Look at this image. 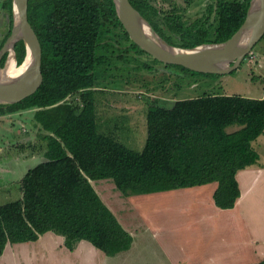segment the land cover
Masks as SVG:
<instances>
[{
  "label": "trees",
  "instance_id": "1",
  "mask_svg": "<svg viewBox=\"0 0 264 264\" xmlns=\"http://www.w3.org/2000/svg\"><path fill=\"white\" fill-rule=\"evenodd\" d=\"M130 1L168 42L191 48L232 37L251 0H213L208 14L192 22L164 11L155 0ZM4 7L12 19V0ZM28 14L43 50V81L32 95L0 105V116L33 111L46 140L45 160L23 176L21 199L0 204V257L8 244L35 242L47 232L64 236L70 249L86 240L109 256L130 250L132 233L104 202L94 180L111 179L125 196L217 182L215 205L235 207L241 196L238 172L260 160L254 142L264 134V98L205 95L171 107L154 103L147 111L145 146L133 150L113 131L101 132L97 115L99 67L108 60L101 51L112 45L106 37L121 30L130 42L126 52H145L130 38L114 0H29ZM7 26L0 49L13 21ZM15 50L22 63L25 42L18 41ZM233 125L238 128L228 131ZM250 264H264V259Z\"/></svg>",
  "mask_w": 264,
  "mask_h": 264
},
{
  "label": "rangeland",
  "instance_id": "2",
  "mask_svg": "<svg viewBox=\"0 0 264 264\" xmlns=\"http://www.w3.org/2000/svg\"><path fill=\"white\" fill-rule=\"evenodd\" d=\"M155 1L159 8L189 22L207 15L213 3ZM4 2L0 0V19L10 14ZM7 32L8 26L0 27V45ZM121 33L115 30L112 37L107 36L112 45L101 51L108 60L99 67L97 115L101 132L113 131L133 150L145 146L147 111L154 103L171 107L177 100L205 95L253 98L264 92V36L252 50L254 57L250 53L234 71L192 75L156 61L147 52L132 48L126 52L130 42ZM1 116L0 204H5L21 199L22 178L28 168L45 160L46 140L41 138L44 132L35 124L33 111ZM237 128L233 125L228 131ZM259 152L264 151L259 148ZM239 178L244 188L245 175ZM93 185L114 212L122 206L119 210L129 224L126 229L133 230L128 229L136 242L132 249L109 256L86 240L70 249L61 235L63 240L42 247L35 242L8 244L0 264H250L263 260L253 257L256 238L251 232L264 227V218L248 220L255 212L245 209V201L234 210H212L216 182L129 196L121 194L111 179L94 180Z\"/></svg>",
  "mask_w": 264,
  "mask_h": 264
},
{
  "label": "water",
  "instance_id": "3",
  "mask_svg": "<svg viewBox=\"0 0 264 264\" xmlns=\"http://www.w3.org/2000/svg\"><path fill=\"white\" fill-rule=\"evenodd\" d=\"M118 16L134 43L155 59L172 65H181L200 73L226 74L237 69L264 36V0H251L247 17L240 29L228 40L220 43H204L186 48L168 42L154 28L151 22L131 3L130 0H114ZM11 34L0 49V105H10L35 93L42 84V46L39 37L29 21V0H12ZM23 40L26 56L18 63L15 45ZM202 45H218L223 48L208 60H198L192 49ZM7 54L4 65L3 56ZM10 59L15 68L22 67L30 59L25 79L5 73ZM15 75V73L13 74Z\"/></svg>",
  "mask_w": 264,
  "mask_h": 264
},
{
  "label": "crops",
  "instance_id": "4",
  "mask_svg": "<svg viewBox=\"0 0 264 264\" xmlns=\"http://www.w3.org/2000/svg\"><path fill=\"white\" fill-rule=\"evenodd\" d=\"M0 20H1V22H0L1 28L7 26V24L9 23L8 16L4 15L3 17H1ZM3 23H5V25ZM252 56L254 57L253 53H252ZM251 60H253V59H251ZM253 98H256V99L264 98V92L261 94V96H256ZM0 117H3V116H0ZM0 122H1V120H0ZM254 145H255L254 146L255 149L258 151V153L260 155V160L258 161V164L247 167L246 169H243V170L238 172L237 178H238V181L240 184L241 196L239 197L238 201L236 202L235 207L228 209V210H234L243 201H245L247 204L245 206V209L249 210V212H255V215H250L248 217V220H250V221H253L255 219L261 220L262 218H264V199H263V196H264V152H259V148H261V151H264V134H262L254 142ZM1 149H2V147H1ZM241 174L243 176L245 175L246 185L244 188H243V185H242L241 180L239 178L241 176ZM215 189H216V187H215ZM215 189H214V191H215ZM214 191L211 194L212 197H213ZM102 199L111 208V206L109 205L107 200H105L103 197H102ZM121 207L122 206L118 205L117 212H114V213L117 215V217L119 218V220L121 221L123 226L126 228V227H128L127 225H129V224L127 223L126 216L123 213H121L119 210V209H121ZM216 207L217 206L215 205L214 200L212 199L211 209L217 210V208H219V207H217V208ZM219 209H221V208H219ZM254 227H256V226H254ZM128 229H130V228H127V230ZM131 231H133V230H131ZM131 231H129V232L131 233ZM254 236H256V237H254ZM251 237L256 238V239H253V242L254 241L256 242V248L252 252L253 257H256L255 258L256 260L264 259V227L260 226L259 228L258 227L255 228V230H253L251 232ZM61 240H63V237L61 235L56 234L54 232H47V233L41 235L40 238L37 241H35V243L40 244L42 247L45 245H49L52 243L59 242ZM135 244H136V242H134L133 247L135 246Z\"/></svg>",
  "mask_w": 264,
  "mask_h": 264
},
{
  "label": "bare ground",
  "instance_id": "5",
  "mask_svg": "<svg viewBox=\"0 0 264 264\" xmlns=\"http://www.w3.org/2000/svg\"><path fill=\"white\" fill-rule=\"evenodd\" d=\"M222 48H223L222 46H218V45H202L196 49H192L190 52L191 54H194L198 60H208L211 57V55L218 54ZM29 63H30V59L22 67L15 68V63L13 59H10L4 72L8 73V75L25 79V74L27 68L29 67ZM14 73L15 75H13Z\"/></svg>",
  "mask_w": 264,
  "mask_h": 264
},
{
  "label": "built area",
  "instance_id": "6",
  "mask_svg": "<svg viewBox=\"0 0 264 264\" xmlns=\"http://www.w3.org/2000/svg\"><path fill=\"white\" fill-rule=\"evenodd\" d=\"M251 55H252V52H251Z\"/></svg>",
  "mask_w": 264,
  "mask_h": 264
}]
</instances>
